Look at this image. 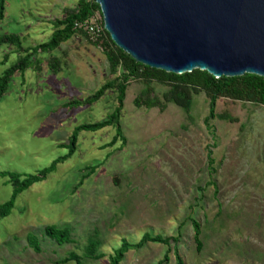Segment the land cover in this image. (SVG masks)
Returning <instances> with one entry per match:
<instances>
[{
  "label": "rangeland",
  "instance_id": "obj_1",
  "mask_svg": "<svg viewBox=\"0 0 264 264\" xmlns=\"http://www.w3.org/2000/svg\"><path fill=\"white\" fill-rule=\"evenodd\" d=\"M78 2L5 0L0 37L19 35L23 46H0V77L26 55L22 50L48 43L55 21ZM104 50L103 42L79 33L30 57V67L12 76L0 100V173L37 175L69 154L79 125L115 112L116 92L81 103L114 78ZM148 86L158 98L169 89L131 81L115 144V126L81 131L74 153L0 216V264H77L62 263L71 253L83 264H111L125 242L145 234L177 238L186 264H264V106L220 98L208 125L205 92L193 98L190 112L174 103L139 108L134 100ZM13 193L9 178L0 177V206ZM192 218L202 227L201 252ZM47 227L69 229L72 241L57 243ZM28 234L39 238L41 252L29 246ZM167 249L149 242L120 264H157ZM169 259L175 264L174 242Z\"/></svg>",
  "mask_w": 264,
  "mask_h": 264
},
{
  "label": "water",
  "instance_id": "obj_2",
  "mask_svg": "<svg viewBox=\"0 0 264 264\" xmlns=\"http://www.w3.org/2000/svg\"><path fill=\"white\" fill-rule=\"evenodd\" d=\"M112 41L174 74L264 77V0H96Z\"/></svg>",
  "mask_w": 264,
  "mask_h": 264
},
{
  "label": "trees",
  "instance_id": "obj_3",
  "mask_svg": "<svg viewBox=\"0 0 264 264\" xmlns=\"http://www.w3.org/2000/svg\"><path fill=\"white\" fill-rule=\"evenodd\" d=\"M96 12H99L101 16H103L96 0H79L76 7L67 8L64 17L55 21L56 29L51 40L48 43L39 44L32 49L22 50L24 53L26 52V55L22 57L16 65L10 67L4 76L0 77V100L6 93L12 76L16 72H24L30 67V57H34V55H38L40 52H51L76 34L83 33L87 35L83 30L76 28V24L85 22ZM4 18L5 0H0V25ZM102 23L104 26V20ZM103 44L105 48L104 53L110 65V72L114 78L105 83L92 96L88 97L81 103L83 105H91L103 98L107 92L112 91L117 93V109L109 118L101 122L79 125L74 131L69 144L66 145L69 148V154L66 157L53 162L49 167L43 169L37 175L26 176L20 173L1 172L0 177H8L9 182L13 184L14 193L10 201L0 206V216H8L14 208L16 198L20 193L33 186L35 183L44 180L49 173L55 170L56 165L60 161L67 159L74 153L77 147L78 135L81 131L96 132L109 126H115L117 128V135L110 145L115 144L118 137H122V130L119 121L128 87L133 80H143L148 84L156 81L169 86V89L163 93L162 98L153 97L152 91L148 86L142 94L137 96L134 100L135 105L139 108L146 107L150 109L159 107L161 110H165L168 103H174L185 109L187 112H190L193 98L199 93L205 92L209 98L210 112L206 119L208 125L210 120L215 117L216 105L220 98L264 106V77L262 76L245 74L238 77L223 76L221 78H215L207 71L199 69L181 75L169 73L164 70L145 66L134 60L128 53L123 51L112 41L106 29H104ZM2 45L16 46L20 50L23 46L21 37L16 34L1 36L0 46ZM212 163L211 153L209 152V166H211ZM91 169L92 171H95V168ZM191 222L194 229V242L197 251L201 252L204 246L202 241V227L200 222L194 218H192ZM46 234L52 240L61 245L72 241L71 231L67 228L56 229L54 227H47ZM27 240L29 246L36 252L42 251L40 240L36 235L28 234ZM149 242L160 243L168 247L166 255L157 264H167L169 262V254L172 252V242H174L175 264H186L184 258L179 253L177 238L163 237L161 235L152 236L150 234H145L136 244L125 242L116 252L114 257H112L111 264H120L129 250L142 248ZM95 248V244L90 245L88 247L89 254L95 252ZM69 261L83 264L80 256L76 253H71L62 261V263H67Z\"/></svg>",
  "mask_w": 264,
  "mask_h": 264
},
{
  "label": "built area",
  "instance_id": "obj_4",
  "mask_svg": "<svg viewBox=\"0 0 264 264\" xmlns=\"http://www.w3.org/2000/svg\"><path fill=\"white\" fill-rule=\"evenodd\" d=\"M103 16L99 12H96L90 19L83 23H77L76 28L83 30L90 39L95 43L103 42L104 36V26H103Z\"/></svg>",
  "mask_w": 264,
  "mask_h": 264
},
{
  "label": "crops",
  "instance_id": "obj_5",
  "mask_svg": "<svg viewBox=\"0 0 264 264\" xmlns=\"http://www.w3.org/2000/svg\"><path fill=\"white\" fill-rule=\"evenodd\" d=\"M62 44H64V42H63ZM62 44H61V45H62ZM28 49H29V48H28ZM11 51H13V46H11Z\"/></svg>",
  "mask_w": 264,
  "mask_h": 264
}]
</instances>
